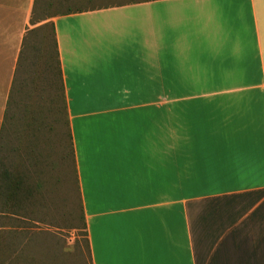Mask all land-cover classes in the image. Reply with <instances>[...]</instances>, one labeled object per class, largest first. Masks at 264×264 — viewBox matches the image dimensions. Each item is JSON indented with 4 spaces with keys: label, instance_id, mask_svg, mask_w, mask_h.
<instances>
[{
    "label": "crops",
    "instance_id": "crops-1",
    "mask_svg": "<svg viewBox=\"0 0 264 264\" xmlns=\"http://www.w3.org/2000/svg\"><path fill=\"white\" fill-rule=\"evenodd\" d=\"M33 5L0 0V129ZM50 22L91 264H264V0Z\"/></svg>",
    "mask_w": 264,
    "mask_h": 264
},
{
    "label": "rangeland",
    "instance_id": "rangeland-1",
    "mask_svg": "<svg viewBox=\"0 0 264 264\" xmlns=\"http://www.w3.org/2000/svg\"><path fill=\"white\" fill-rule=\"evenodd\" d=\"M128 1L33 5L32 20L49 18L26 30L0 129V264H91L50 21Z\"/></svg>",
    "mask_w": 264,
    "mask_h": 264
},
{
    "label": "trees",
    "instance_id": "trees-1",
    "mask_svg": "<svg viewBox=\"0 0 264 264\" xmlns=\"http://www.w3.org/2000/svg\"><path fill=\"white\" fill-rule=\"evenodd\" d=\"M137 1H140V0H129L128 2H137ZM35 3H36V0H34V7H35ZM80 10H83V9H77V10H71V11H65V12H63V13H61V14H66V13H70V12H73V11H80ZM34 12V10H32V13ZM57 15H59V14H57ZM55 16V15H54ZM51 17V16H50ZM53 17V16H52ZM49 17H45V18H42L41 20H39V21H45V20H47ZM39 21H34V20H32V18H31V20H30V22H31V24H36L37 22H39ZM50 24H51V26H52V23L50 22ZM52 29H53V27H52ZM53 36H54V31H53ZM56 51V50H55ZM57 55V54H56ZM20 57H21V53H20ZM18 64H19V61H18ZM57 64H58V59H57ZM58 70H59V67H58ZM59 75H60V70H59ZM85 227V226H84Z\"/></svg>",
    "mask_w": 264,
    "mask_h": 264
}]
</instances>
